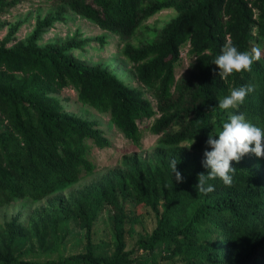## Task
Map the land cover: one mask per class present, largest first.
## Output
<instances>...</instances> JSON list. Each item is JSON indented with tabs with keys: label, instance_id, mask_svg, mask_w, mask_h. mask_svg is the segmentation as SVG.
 <instances>
[{
	"label": "trees",
	"instance_id": "trees-1",
	"mask_svg": "<svg viewBox=\"0 0 264 264\" xmlns=\"http://www.w3.org/2000/svg\"><path fill=\"white\" fill-rule=\"evenodd\" d=\"M20 0H0V17ZM56 15L38 21L34 31L15 42V31L0 42V209L13 202H39L76 185L90 174V141L109 147L95 122L68 114L53 94L71 88L78 101L100 114L135 145L138 124L153 119L150 131L160 147L154 164L135 162L71 207L54 208L30 227L15 221L0 227V264H264V157L245 154L233 181H209L213 191L196 187L206 174L203 152L228 112H243L264 128V0H52ZM164 10L176 16L139 46L130 44L142 24ZM72 13L118 37L123 56L141 89L131 87L100 66L73 59L72 49L87 41L47 44L45 31ZM101 44L103 38H97ZM192 59L176 81L180 49ZM261 50L250 69L227 78L213 60L226 46ZM250 85L243 104L227 111L218 101L234 87ZM188 148V146H190ZM183 180L175 182L171 159ZM150 209L156 226L135 248L125 251L126 206ZM108 210L114 230L112 254L92 243L94 227ZM85 231V251L54 257L70 234V224ZM141 253V254H139ZM177 259V260H176Z\"/></svg>",
	"mask_w": 264,
	"mask_h": 264
},
{
	"label": "rangeland",
	"instance_id": "rangeland-1",
	"mask_svg": "<svg viewBox=\"0 0 264 264\" xmlns=\"http://www.w3.org/2000/svg\"><path fill=\"white\" fill-rule=\"evenodd\" d=\"M56 15L52 0H20L7 14L0 17V42L8 34L15 31V42L24 41L35 29L38 21ZM176 12L164 10L146 20L129 41L133 46L153 41L162 28L174 17ZM66 21H58L47 29L39 41L40 46L47 44H66L70 41L84 42L82 48L72 49L70 55L86 66H100L118 77L125 84L141 89L145 98L155 108V99L137 80L132 66L123 56L124 43L116 36L100 30L90 22L72 13L64 15ZM97 38H103L101 44ZM188 45V44H187ZM184 45L182 48H187ZM192 59L187 58L175 67V79L179 80L188 69ZM59 100L64 110L73 116L95 122L103 136L109 141V147L99 149L88 141V159L93 165L90 174L83 173L80 181L73 187L51 195L39 202L21 200L0 209V227L15 221L17 224L30 227L46 217L54 208H68L84 193L103 185L113 175L123 173L127 166L139 162L154 164L160 147L158 137L150 131L153 119L138 124L141 140L138 145L127 140L121 132L109 121L108 115L100 114L94 109L82 105L77 99L74 89L66 88L53 94ZM128 223L125 227V251L135 248L140 239H145L155 228L154 213L140 206L131 208L126 206ZM114 226L108 210H105L96 221L92 243L103 253L112 254L115 245H111ZM87 239L85 231L72 222L70 234L59 247L54 257H67L85 251ZM141 254V253H139ZM177 260V259H176ZM159 264H180L175 260L160 261Z\"/></svg>",
	"mask_w": 264,
	"mask_h": 264
},
{
	"label": "clouds",
	"instance_id": "clouds-1",
	"mask_svg": "<svg viewBox=\"0 0 264 264\" xmlns=\"http://www.w3.org/2000/svg\"><path fill=\"white\" fill-rule=\"evenodd\" d=\"M260 54L259 48L240 51L234 45L226 46L212 63L219 69L218 75L227 78L233 73L250 69L253 62L259 60ZM252 90L250 85L234 87L230 94L218 101V107L225 111L236 109L244 103ZM206 145L201 163L207 173L198 175L196 186L199 192L204 194L213 191V185L208 183L209 181L219 179L226 186L232 184L236 168L231 166V162H239L248 153L264 157V128L250 122L243 112H228L227 119L220 125L216 134L208 136ZM177 164L175 158L171 159L172 177L179 183L183 177L177 169Z\"/></svg>",
	"mask_w": 264,
	"mask_h": 264
},
{
	"label": "built area",
	"instance_id": "built-area-1",
	"mask_svg": "<svg viewBox=\"0 0 264 264\" xmlns=\"http://www.w3.org/2000/svg\"><path fill=\"white\" fill-rule=\"evenodd\" d=\"M188 49H189V45H187V48H181L180 49V61H183L186 59V57L188 58Z\"/></svg>",
	"mask_w": 264,
	"mask_h": 264
}]
</instances>
